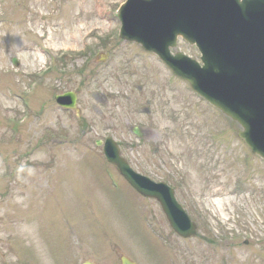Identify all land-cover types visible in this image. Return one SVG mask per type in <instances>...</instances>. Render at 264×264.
<instances>
[{"label":"rangeland","instance_id":"rangeland-1","mask_svg":"<svg viewBox=\"0 0 264 264\" xmlns=\"http://www.w3.org/2000/svg\"><path fill=\"white\" fill-rule=\"evenodd\" d=\"M1 1L2 110L6 106H15L22 112V95L16 96L20 94L17 84L24 80L25 84L28 83L30 79L25 73L36 72L49 61L55 60L59 50H66L70 55L66 57L68 77H63L56 71L46 73L35 93L27 98L30 112L28 123L31 125L25 129L28 133L25 140L35 147L37 141L34 140L44 129L61 125L66 133L76 134L75 113L62 112L52 101L48 103L50 108L47 114H42L38 106L33 107L43 95L47 96L52 91L77 90L80 110L78 116L84 126V136L76 147L69 144L47 147V144L44 147L39 146L34 152H29L34 154L23 158H32V162H44L51 154H100L97 149H93V141L104 133L107 126L113 124L118 137L128 139L129 125L140 124L146 139L134 144L132 151L126 153L132 156V162L138 171H143L152 180L166 177V181L175 188L177 200L198 224V237L202 239L205 247L201 255L213 257L214 253L218 252L217 257L227 264H264V255L260 253L264 251V189L261 187L258 192H250L248 196L247 187L242 184V180L247 181L248 178L253 186L264 184V166L257 172L259 178L256 182L254 174L248 171L245 163L239 159V142L233 138L232 133L224 128L222 133L216 134L202 116L208 114L211 118L210 113L184 91L181 83L166 78L169 74L156 58L144 52L139 53V49L133 45L115 42L117 39L113 35L119 25L118 21L112 18L111 10L121 0H22L25 7L15 6L10 10V16L6 15V11L1 14ZM100 34L109 35L101 40L98 39ZM96 41L100 43L98 47L87 50L84 48V45ZM180 48L186 53L196 55L195 50L185 49L182 44ZM98 50H103V53L109 51L106 59H110L106 65L101 66V54L98 55ZM12 57L18 59V67L11 64ZM130 70H133L134 74H131ZM85 75H89L91 84L81 81ZM63 78H68V82ZM164 85L168 86L167 90L163 88ZM26 86L27 84L25 88ZM114 89L123 91V96H117ZM98 91L106 92L111 97L109 95L107 99H98ZM174 92L177 93L176 97ZM37 96H40L37 100L33 98ZM162 100L168 103L166 121L161 110ZM194 104L195 116L201 119L203 125L188 127L187 125L194 123L197 118L189 120L182 116ZM173 105L178 106L172 109ZM144 107L149 109L147 114L141 111ZM173 111L179 116L178 124L173 123V118L169 115ZM11 114H7V117ZM1 118L0 111V120ZM181 123L184 126L182 128ZM6 133V144L19 147L20 144L17 145L9 136L11 130L7 129ZM112 133L115 135L113 131ZM207 140L212 145L215 144L209 151ZM154 146L158 148L156 155L150 153L152 148L154 151ZM244 156L246 157L245 151ZM200 158L205 160L199 162ZM102 169V162L94 155L88 158L66 156L55 163V176L62 177L52 185L50 195H41L44 190H38L32 213L24 217L35 224L38 241L32 243L33 249L36 250L40 246L42 239L46 240L50 249L65 256L62 259L63 264H69V255L73 250L72 233L85 228L88 197L91 222L97 223L92 230L96 226L97 230H103L106 226L104 230L110 236L106 234V246L98 237L94 239V244V231L91 235L84 236L81 246L78 245V248L74 249L77 252L73 256V264H79L81 257H94L101 264H113L111 256L121 247L118 244L119 239L127 252L141 262L154 264L153 256L168 248L171 254L168 264H177L180 240L169 230L157 204L151 200H146L148 203L145 204L125 188L117 193L119 196L106 195L102 192L105 191L102 187L107 184ZM38 173L39 171L30 172L29 175L16 173L12 177L6 175L0 178V194L6 192L5 196H0V216L3 218L1 231L9 225L11 211L21 208L20 213H25L29 210V205L26 211L22 210L24 204L18 207V203L24 193H31L32 188L36 186L33 178ZM114 179L119 181L116 177ZM220 179L221 184H218ZM95 206L102 220L95 215ZM145 208V218L150 222L149 226L148 221L144 222L142 218ZM155 214L157 218L161 217L164 230L158 225L159 220L155 219ZM14 224L22 223L17 220ZM25 225V235H33L32 225ZM227 227L235 228L236 232L249 233L251 239L247 242L242 239L228 240L230 244L225 240L219 241L220 234H225ZM102 233L98 236L105 238ZM162 235L166 237L163 250L161 245L165 240L161 239ZM200 243L197 247L194 241H185L181 245L185 250L183 255L190 264L201 258L199 254L192 255V251L202 247L203 244ZM26 245L31 247V241L28 240ZM42 247L47 249L45 244ZM2 252L3 244L0 243V264L5 258ZM39 256H42L40 264H51L43 250L39 252ZM35 258L31 260L33 264H37Z\"/></svg>","mask_w":264,"mask_h":264},{"label":"water","instance_id":"water-1","mask_svg":"<svg viewBox=\"0 0 264 264\" xmlns=\"http://www.w3.org/2000/svg\"><path fill=\"white\" fill-rule=\"evenodd\" d=\"M118 17L123 38L156 53L175 75L239 123V137L264 157V0H129ZM178 35L197 46L201 63L170 55ZM105 152L141 194L162 203L180 234L193 233L166 186L132 173L113 144Z\"/></svg>","mask_w":264,"mask_h":264}]
</instances>
